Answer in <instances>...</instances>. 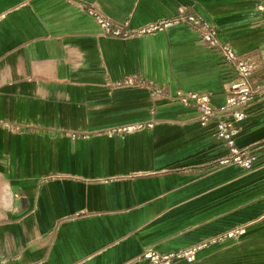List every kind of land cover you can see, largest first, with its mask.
I'll return each mask as SVG.
<instances>
[{
  "label": "crops",
  "instance_id": "0c3cea01",
  "mask_svg": "<svg viewBox=\"0 0 264 264\" xmlns=\"http://www.w3.org/2000/svg\"><path fill=\"white\" fill-rule=\"evenodd\" d=\"M84 3L132 27L184 6L264 81V0H0V264H149L242 225L172 264H264V94L234 124L253 166L216 163L217 121L171 97L221 106L233 67L187 23L115 37Z\"/></svg>",
  "mask_w": 264,
  "mask_h": 264
},
{
  "label": "built area",
  "instance_id": "2783aa9c",
  "mask_svg": "<svg viewBox=\"0 0 264 264\" xmlns=\"http://www.w3.org/2000/svg\"><path fill=\"white\" fill-rule=\"evenodd\" d=\"M84 6L97 19L103 32L110 36L123 38L141 36L161 31L171 25L183 22L187 23L198 33L203 43L218 50L224 60L233 67L236 73L234 80L230 84L225 104L216 106L212 103L210 93L195 91L184 92L183 90H178L172 95L171 99L184 105H194L199 112L198 118L203 124L212 120L217 121V135L228 143L230 153L217 159L216 163L220 165L236 163L248 169L253 166L255 159V156L252 154L253 147L238 148L235 145L234 136L237 129L234 124L246 116V110L254 98L264 94V81L253 76L258 68V63L249 61L239 55L232 45L220 39L219 32L215 26L205 21L200 15L188 12L184 6L179 7L178 12L172 17L149 22L139 27H132L129 20H114L105 14L95 3H84ZM117 84L142 85L144 81L137 76H129L118 81ZM157 93L161 95L162 91L157 90ZM133 128V126L117 127L113 131L121 132ZM244 232L245 226L242 225L185 249L161 254L155 249L150 248L143 255L149 259V264H172L178 259L191 261L195 259L197 251L201 248L227 238H236Z\"/></svg>",
  "mask_w": 264,
  "mask_h": 264
}]
</instances>
